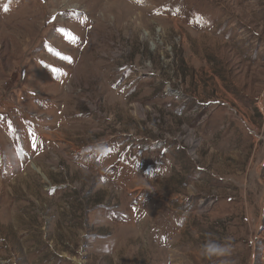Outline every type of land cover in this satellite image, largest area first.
I'll return each mask as SVG.
<instances>
[{
    "label": "rangeland",
    "instance_id": "rangeland-1",
    "mask_svg": "<svg viewBox=\"0 0 264 264\" xmlns=\"http://www.w3.org/2000/svg\"><path fill=\"white\" fill-rule=\"evenodd\" d=\"M0 72V264H264V0H0Z\"/></svg>",
    "mask_w": 264,
    "mask_h": 264
},
{
    "label": "snow or ice",
    "instance_id": "snow-or-ice-1",
    "mask_svg": "<svg viewBox=\"0 0 264 264\" xmlns=\"http://www.w3.org/2000/svg\"><path fill=\"white\" fill-rule=\"evenodd\" d=\"M5 10H7V8H5ZM61 31H63V29ZM76 39H77V37H75V36L72 37L73 41H75ZM58 55H59V53H58ZM63 58L64 59H70L69 57H63Z\"/></svg>",
    "mask_w": 264,
    "mask_h": 264
},
{
    "label": "crops",
    "instance_id": "crops-1",
    "mask_svg": "<svg viewBox=\"0 0 264 264\" xmlns=\"http://www.w3.org/2000/svg\"><path fill=\"white\" fill-rule=\"evenodd\" d=\"M10 64H13V63H10V62H9V64H8V65H10ZM9 71H10V70H9ZM0 73H1V72H0ZM9 73H10V72H9Z\"/></svg>",
    "mask_w": 264,
    "mask_h": 264
},
{
    "label": "built area",
    "instance_id": "built-area-1",
    "mask_svg": "<svg viewBox=\"0 0 264 264\" xmlns=\"http://www.w3.org/2000/svg\"><path fill=\"white\" fill-rule=\"evenodd\" d=\"M157 37H158V38H160V36H159V35H158Z\"/></svg>",
    "mask_w": 264,
    "mask_h": 264
}]
</instances>
